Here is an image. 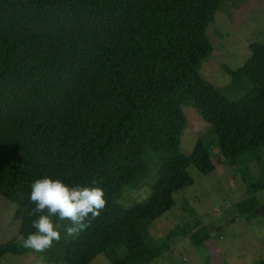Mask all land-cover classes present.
<instances>
[{"label":"trees","instance_id":"trees-1","mask_svg":"<svg viewBox=\"0 0 264 264\" xmlns=\"http://www.w3.org/2000/svg\"><path fill=\"white\" fill-rule=\"evenodd\" d=\"M224 2L0 0V198L16 204L18 234L35 231L29 197L38 178L99 186L107 201L85 231L45 252L48 261L90 264L109 250L114 264H150L170 249L143 239L147 225L193 183L188 167L215 169L201 138L179 151L183 105L210 124L218 158L239 173L248 196L237 212L254 213L264 189V42H250L240 66L221 65L225 86L206 80L200 68L214 51L206 29ZM234 89L240 95L228 94ZM146 147L161 154L149 172ZM149 179L146 198L119 202ZM16 238L0 245V264L6 253L28 252Z\"/></svg>","mask_w":264,"mask_h":264},{"label":"rangeland","instance_id":"rangeland-1","mask_svg":"<svg viewBox=\"0 0 264 264\" xmlns=\"http://www.w3.org/2000/svg\"><path fill=\"white\" fill-rule=\"evenodd\" d=\"M206 34L214 51L202 63L200 73L206 80L222 87L229 82V76L221 65L240 66L250 54L249 43L264 42V0H225L207 26ZM241 91L234 89L228 94L238 96ZM182 109L187 123L181 134L179 151L189 154L196 140L201 138L209 148L215 169L203 174L193 166L188 167L193 183L175 192V204L147 225L143 233L146 242L152 238L170 246L150 264H254L264 256V189L254 194L259 204L253 214L238 213L235 205L248 196L239 173L224 159L218 158L216 135L196 108L188 104ZM160 156V153L145 148L148 172L156 167ZM243 162L246 160H239V163ZM255 162L249 161L247 165L256 173ZM148 182L150 179L140 186L135 182L126 187L119 202L127 208L146 198L150 191ZM16 210V204L0 198V245L18 235L21 219L15 218ZM140 229L143 230L142 226ZM184 231L188 233L186 236L182 234ZM63 238L62 235L52 248L58 249ZM113 253L121 257L125 248L119 245ZM48 257L45 252L40 254L31 250L24 254L6 253L1 264H64L48 261ZM52 257L57 258L56 253ZM90 264H114L111 251L100 253Z\"/></svg>","mask_w":264,"mask_h":264},{"label":"clouds","instance_id":"clouds-1","mask_svg":"<svg viewBox=\"0 0 264 264\" xmlns=\"http://www.w3.org/2000/svg\"><path fill=\"white\" fill-rule=\"evenodd\" d=\"M97 183L95 180L92 182ZM34 207L29 212L34 232L17 235V244L34 253H44L63 236L75 238L85 231L92 219L106 208L104 191L99 186H70L59 178L44 176L31 184L29 197ZM57 218L60 223L54 222Z\"/></svg>","mask_w":264,"mask_h":264},{"label":"crops","instance_id":"crops-1","mask_svg":"<svg viewBox=\"0 0 264 264\" xmlns=\"http://www.w3.org/2000/svg\"><path fill=\"white\" fill-rule=\"evenodd\" d=\"M253 173H255V172H253ZM239 180H240V177H239ZM240 181H241V180H240ZM241 183H242V182H241ZM20 225H21V224H20ZM19 229H20V227H19ZM17 232H19V230H17ZM17 232H16V233H17Z\"/></svg>","mask_w":264,"mask_h":264}]
</instances>
